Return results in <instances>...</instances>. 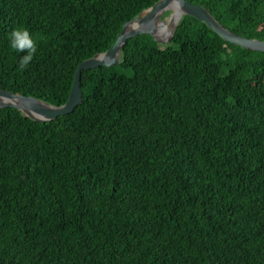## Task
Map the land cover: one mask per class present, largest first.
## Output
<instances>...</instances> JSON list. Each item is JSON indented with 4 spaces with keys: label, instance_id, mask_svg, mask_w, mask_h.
I'll use <instances>...</instances> for the list:
<instances>
[{
    "label": "trees",
    "instance_id": "trees-1",
    "mask_svg": "<svg viewBox=\"0 0 264 264\" xmlns=\"http://www.w3.org/2000/svg\"><path fill=\"white\" fill-rule=\"evenodd\" d=\"M160 0H0V88L53 106ZM264 41V0H187ZM38 50L25 71L10 33ZM50 122L0 110V264H264V52L186 15L83 71Z\"/></svg>",
    "mask_w": 264,
    "mask_h": 264
},
{
    "label": "water",
    "instance_id": "water-1",
    "mask_svg": "<svg viewBox=\"0 0 264 264\" xmlns=\"http://www.w3.org/2000/svg\"><path fill=\"white\" fill-rule=\"evenodd\" d=\"M175 8V12L174 9ZM170 12L162 19L164 13ZM176 14V15H175ZM175 19L167 36L163 38L161 32L166 26L167 19ZM193 16L201 20L223 40L240 46L244 49L264 52V41L255 38H246L235 34L222 25L208 9L201 5L193 4L187 0H160L151 7L143 10L132 20L124 23L116 42L105 52L81 62L76 70L74 82L68 101L61 106H53L32 96L12 93L0 88V110L14 108L23 116L35 122H50L58 117L66 116L75 111L83 101L81 89L82 73L99 67H112L120 62L121 54L128 40L139 35H149L159 43H168L174 37V33L181 19ZM158 20V23H157ZM162 27V29H161ZM160 29V30H159Z\"/></svg>",
    "mask_w": 264,
    "mask_h": 264
},
{
    "label": "clouds",
    "instance_id": "clouds-1",
    "mask_svg": "<svg viewBox=\"0 0 264 264\" xmlns=\"http://www.w3.org/2000/svg\"><path fill=\"white\" fill-rule=\"evenodd\" d=\"M10 47L17 53H24L18 61V72L26 70L38 50V42L26 27H18L10 33Z\"/></svg>",
    "mask_w": 264,
    "mask_h": 264
},
{
    "label": "bare ground",
    "instance_id": "bare-ground-1",
    "mask_svg": "<svg viewBox=\"0 0 264 264\" xmlns=\"http://www.w3.org/2000/svg\"><path fill=\"white\" fill-rule=\"evenodd\" d=\"M174 9V12H175V8L172 7ZM176 15V14H175ZM175 15L172 16L171 20L169 19V21L166 20V22L164 23V25L166 26V28H164L161 32V35L163 36V38L165 36H167L168 32L170 31V29L172 28V25H173V22H174V19H175ZM157 23H158V20H157ZM162 29V27H161ZM160 30V29H159ZM25 96V95H24ZM42 101V100H41ZM44 102V101H43ZM46 103V102H45ZM6 109V108H4Z\"/></svg>",
    "mask_w": 264,
    "mask_h": 264
},
{
    "label": "rangeland",
    "instance_id": "rangeland-1",
    "mask_svg": "<svg viewBox=\"0 0 264 264\" xmlns=\"http://www.w3.org/2000/svg\"><path fill=\"white\" fill-rule=\"evenodd\" d=\"M169 13H170V12H166V13H164V15L162 16V19H163L164 17H167V16L169 15ZM167 21H169V19H167Z\"/></svg>",
    "mask_w": 264,
    "mask_h": 264
}]
</instances>
